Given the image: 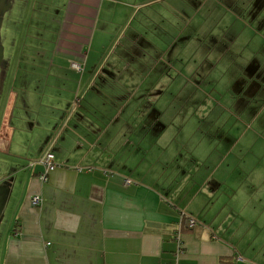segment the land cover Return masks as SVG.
Masks as SVG:
<instances>
[{"label":"crops","instance_id":"0c3cea01","mask_svg":"<svg viewBox=\"0 0 264 264\" xmlns=\"http://www.w3.org/2000/svg\"><path fill=\"white\" fill-rule=\"evenodd\" d=\"M1 1L7 30H21L30 18L32 25V12L41 13L39 20L47 25H56L53 38L41 37L49 43L42 49L34 44L35 37L31 43L22 41L19 51V39L7 38L0 53L2 75L15 72L17 80L41 72L37 75L50 78L67 69L81 79L79 91L84 83L89 100L77 105V98L59 108L51 102L55 92L46 93L48 85L54 87L50 82L38 103L26 88L0 99V154L11 156L0 171V264H264L263 198L243 197V187L229 181V169L217 175L218 169L202 166L210 156L203 160L206 156L193 151L170 152L173 138L163 112L135 108L131 101L99 105L98 97L89 95L88 87L97 85L101 75H120L125 89L141 91L136 70L128 68L136 63V37L148 27L132 25V18L145 16L166 0ZM196 1L199 12L207 7L208 0ZM231 1L235 7L229 4L221 14L232 15L234 25L213 38L212 71L202 74L218 71L226 77L235 60L244 57L237 94L264 93V80L250 87L248 69L254 62L261 63L258 69L264 67V25L254 22L264 12V0H251L245 11L236 6L242 0ZM122 40L125 54L117 55L112 49L122 46ZM163 45L164 59L173 68L174 58L168 59L171 43ZM102 64L109 74L102 73ZM257 70L250 78L259 77ZM249 101L240 105L241 115L248 117ZM226 107L232 109L231 104ZM134 109L144 111L139 120ZM47 152L54 153L57 166L43 181L46 167L39 160ZM37 195L41 201L33 204ZM190 218L196 221L192 227Z\"/></svg>","mask_w":264,"mask_h":264},{"label":"rangeland","instance_id":"374dc122","mask_svg":"<svg viewBox=\"0 0 264 264\" xmlns=\"http://www.w3.org/2000/svg\"><path fill=\"white\" fill-rule=\"evenodd\" d=\"M166 2L154 6L149 13H145V16L137 13L139 15L132 18V25H147L148 27L142 30V37L141 35L136 37L137 55L133 58L136 63H130L128 68V71L136 70L137 83L143 84L140 86L141 91L137 93V90L125 89L124 79L119 80L120 75L113 78L99 74L101 79L98 80L97 85L88 87L89 95H96L99 105H117L131 101L130 104H134L135 108L143 105L148 110L163 112V122L168 123L170 128L169 138L170 140L173 138L172 142H168L170 152L173 149H182L183 152L193 151L197 155L206 156L202 157L203 160L210 156L202 163V166L218 169L217 175L223 169H229L231 171L229 181L235 187H243L241 191L243 197L255 200L263 198L264 200V93L237 94L241 84V80H238V70H241L244 57L235 60L226 77H224L225 73L218 71L210 74L211 61L214 59V54L209 57L213 38L217 39L227 25H234L232 15L224 17L221 14L223 7L232 5V1L208 0L207 7L202 8L200 12L196 0H166ZM245 2L248 4L247 7H245ZM3 3L0 0V53L6 50L7 38L12 39L13 37L19 39L18 51L22 49V41L28 40L30 43L33 41L31 37H35L34 44L38 43L39 49H42L44 45H49L48 42L42 43L41 37L47 34L49 38H53L56 25L53 23L47 25L39 20L38 14L41 15V13L32 12L34 14L32 25H30L32 19L30 18L26 23H22L21 30H7L9 27L7 28V25L3 23V13L6 10L2 6ZM217 3L222 6L218 7L215 14H211L210 9ZM236 6L237 9L245 11L251 8V0H242L237 2ZM232 7L235 5L233 4ZM249 21L253 22L252 18H249ZM254 22L256 25H264V12L259 19H254ZM183 25L184 32H181ZM186 25H188L187 28ZM235 25L240 24L238 22ZM158 27L159 30H155ZM214 27L216 29L212 30ZM164 43H171L168 59L170 56L171 59L174 58L173 68L164 59L162 51ZM124 45L125 41L122 40V46L113 48V53L125 54ZM33 49L38 52L37 48ZM105 63L108 65L107 62ZM224 65L225 63H221L222 67ZM260 65L259 62L250 63L248 69L251 73H256ZM2 66L0 65V99L6 92H13L16 95L22 91L21 88H26L25 93L34 94L37 98L36 103H38L44 96V86L50 82L54 87L50 88L48 85L46 93L50 92V89L55 92L51 102L58 104L59 108L74 104L77 98L80 100L77 105L89 100L84 96V83L83 89L79 91L81 79H74L67 73V69L66 72L57 70L56 76L50 78L37 75L41 72H32L36 76L16 80L13 78L15 72L11 74V77L5 78L1 71L5 67ZM152 66L154 70L150 71ZM197 66L200 67V71L188 70ZM184 67L185 70H183ZM100 69L104 74L110 72L104 64L100 66ZM204 70H210L207 76L202 74ZM257 72H259L258 78L257 76L250 78L253 75L249 73L251 88L256 82L264 80V67L262 66ZM262 74L263 77H261ZM73 80L77 83L75 84ZM73 87L74 91L76 90L75 93H72ZM226 92L229 95L226 99L219 97L220 93H223L224 97ZM49 99L50 96L46 95L45 101ZM248 101L247 117L245 114L241 115L240 105L244 106ZM229 104L232 105V109L226 107ZM135 113V119L139 120L140 113L144 111L137 110ZM98 114L106 118L103 112L100 111ZM126 116L128 113L124 115ZM44 117L42 116V119ZM247 120H249L248 128L246 127ZM3 154H0V171L5 167L3 163L7 162L8 165L11 159V156Z\"/></svg>","mask_w":264,"mask_h":264},{"label":"built area","instance_id":"2783aa9c","mask_svg":"<svg viewBox=\"0 0 264 264\" xmlns=\"http://www.w3.org/2000/svg\"><path fill=\"white\" fill-rule=\"evenodd\" d=\"M73 67L76 69H81V65L79 63H73ZM54 158L55 155L52 152H47L40 160L39 163L43 164L46 167V171L44 173L41 174V179L43 181H47L48 180V176L49 173L52 172L55 168H56V163L54 162ZM126 183L129 184L131 183L130 179L126 180ZM32 203L33 204H38L41 201V197L40 196H34L32 199ZM195 219L194 218H190L188 220V225L190 227H192L195 224Z\"/></svg>","mask_w":264,"mask_h":264}]
</instances>
